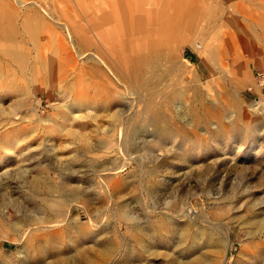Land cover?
Segmentation results:
<instances>
[{
  "label": "rangeland",
  "instance_id": "1",
  "mask_svg": "<svg viewBox=\"0 0 264 264\" xmlns=\"http://www.w3.org/2000/svg\"><path fill=\"white\" fill-rule=\"evenodd\" d=\"M186 3L156 45L176 81L154 111L170 98L189 128L205 98L227 126L161 136L151 92L105 62L107 0H0V264H264V0Z\"/></svg>",
  "mask_w": 264,
  "mask_h": 264
},
{
  "label": "bare ground",
  "instance_id": "2",
  "mask_svg": "<svg viewBox=\"0 0 264 264\" xmlns=\"http://www.w3.org/2000/svg\"><path fill=\"white\" fill-rule=\"evenodd\" d=\"M152 1H154L153 4L155 5L157 2H159V5H158L159 8L156 11L150 10L152 11L150 13L146 11L147 9H139L138 11L134 10V8H138L136 6L138 4H141L142 2L151 3ZM107 2L110 5V9L108 11L106 10L103 14L106 20L113 23V27L111 28L108 38L102 39L109 46V49H110V50H107L108 58H107V61L105 62L107 63V65H109V68L112 71L113 70L115 71V67H116V69L118 70L116 73L119 74L122 79L124 78L129 79V80L135 79L136 82H138L137 90L140 91V93L146 92L147 94L151 92L150 96L146 98L143 97L144 98V111L148 115L151 114L149 116L151 118H148L149 121L147 124L152 125L154 128V131L158 132V134H160L161 136L174 135L176 133L188 135L189 132H196L197 128L199 129L202 127H206L207 123L210 122L211 119L213 118H216L217 122L219 121V125L221 126V128L226 127L227 124L222 120L221 113L215 112L213 110L215 104L214 105L209 104V102L206 101L205 98H202L200 100L201 106L199 108V111H197L193 106L188 108L189 112L191 113V123L188 126L189 128L185 126L179 127L176 125L177 121L174 118L175 116L174 115L171 116V114L168 111V108H169L168 105L170 103L169 96H168L169 100L166 103V108L164 109V111H162L161 109L154 111L155 102L159 101V99L161 100V98H164L166 88H170L172 83L176 81L174 77L172 76L168 77L166 73L158 72V69L163 68L161 67L163 63L157 62L156 64V60L160 59L159 56H161V50H158V47H156V45L159 46L160 43H162L161 41H168L167 33L170 31L174 32L176 31L177 28L180 27L178 25V20L175 19L176 18L175 11L178 10L181 13H184V9L187 6V3H186L187 0H107ZM162 4H164V6H167V9H162ZM168 10H171V11H168ZM172 20L173 22H171ZM149 23L154 26L159 25L161 29L157 27L154 28V32H153L154 34L151 35L150 40H149V44L152 50H147L146 52L144 50H141L140 47L142 46V42H143L142 40L144 38L142 36V33L145 30H147L146 25ZM183 27L187 28V25L185 24L181 28ZM131 37H134V39L136 40V44L130 41L129 38ZM167 53L170 54V60H168L165 63V70L169 71L170 75L174 74V71L176 72V70H178L179 72L182 70L184 71L185 69H182L183 64L178 62L177 57H174V52H171V50H167ZM179 78L183 79L181 75L179 76ZM161 85L165 86V88H160ZM259 100L261 99L260 98L256 99L254 103H256ZM261 101L263 102V100ZM102 104L104 106L106 105L110 106L112 105V102L104 101ZM179 112L180 113L175 114L176 118L183 117L181 111ZM169 117H173V119H169ZM242 120H243L242 116L237 115L235 119L231 120L230 118L229 120L230 123L228 125L231 126L232 124L234 128L237 127V129H240L238 126L240 125L239 122ZM139 126H141L140 128H143L142 125H139ZM64 186H66V184H64ZM50 190H51V187H50ZM82 226H83V223L79 219H76L74 221V226H73L74 228H80ZM115 243L108 241L100 245L101 249H103V250L100 249V252L102 254L107 255L108 252L114 248ZM88 252L89 251L87 249L82 248L78 251L77 257L86 255L88 254ZM242 252H243V249H240L238 256H240Z\"/></svg>",
  "mask_w": 264,
  "mask_h": 264
},
{
  "label": "built area",
  "instance_id": "3",
  "mask_svg": "<svg viewBox=\"0 0 264 264\" xmlns=\"http://www.w3.org/2000/svg\"><path fill=\"white\" fill-rule=\"evenodd\" d=\"M257 78L259 79V83H260L261 85H264V72H263V71L260 72V73H258ZM261 100H262V99H261Z\"/></svg>",
  "mask_w": 264,
  "mask_h": 264
}]
</instances>
